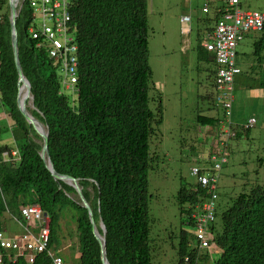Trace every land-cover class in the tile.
<instances>
[{
	"label": "trees",
	"instance_id": "trees-1",
	"mask_svg": "<svg viewBox=\"0 0 264 264\" xmlns=\"http://www.w3.org/2000/svg\"><path fill=\"white\" fill-rule=\"evenodd\" d=\"M7 3L0 0V105L12 125H0V137L9 132L14 142L0 145V232L11 219L25 225L21 207L38 206L50 221L51 251L60 220L70 214L79 264H101L87 211L73 190L47 171L39 156L41 141L17 109L18 76ZM23 3L16 21L19 61L36 109L31 114L48 127V153L54 169L78 179L96 224L101 217L110 264H152L149 140L162 123L163 105L149 65L148 0H68L67 34L77 46V92L72 96L62 91L57 72L63 71L61 62L48 57L43 37L33 39L28 32L35 27V12L29 0ZM218 14L214 12L212 20ZM259 33L252 44L255 64L250 70L257 76L261 73L258 86L264 89V24ZM195 53L198 64L211 65L214 81V55L204 44H198ZM195 122L213 127L218 120L197 114ZM11 149L17 151L16 160L10 157ZM207 197L197 185H181L177 192L181 223L193 227V233L180 230L176 264H264V185L255 184L239 193L220 211L214 202L207 232L213 234L209 244L219 253L216 260L207 250L197 249L191 217ZM30 228L36 233L37 222ZM1 252L2 264H29L24 257L9 261L8 254ZM32 264H51V259L42 253Z\"/></svg>",
	"mask_w": 264,
	"mask_h": 264
},
{
	"label": "rangeland",
	"instance_id": "rangeland-1",
	"mask_svg": "<svg viewBox=\"0 0 264 264\" xmlns=\"http://www.w3.org/2000/svg\"><path fill=\"white\" fill-rule=\"evenodd\" d=\"M239 4L242 11L264 14V0H239ZM182 15L190 17V29L181 28ZM212 17V12L201 13L198 0H148L149 65L154 88L161 95L163 105L162 123L154 128L149 140L148 216L152 264H176L180 230L193 233V227L181 223L176 195L181 185L196 184V178L191 175L193 167L211 174L207 153H224L226 158L217 174L215 210L220 211L230 199L251 186L264 185V89L258 86L261 73L257 76L250 70L255 64L252 44L260 33H246L235 48L234 62L240 74L233 79L229 116L225 112L223 115L224 108L217 101L218 92L213 89L211 65L198 64L195 53L196 46L207 41V29L214 26ZM35 23L40 30L43 17L39 12ZM57 72L64 78L63 93L72 96L77 89H67L72 82L64 71ZM3 111L0 105V125L11 127L12 121ZM197 114L217 118L218 123L213 127L199 126L195 122ZM250 117L256 123L245 131L242 126ZM228 118L237 137L226 125ZM13 139L11 133H5L0 137V145H11ZM7 225L12 234L20 233L14 220H8ZM76 237L71 215H63L52 248L64 264H79ZM210 254L214 260L219 254L213 245Z\"/></svg>",
	"mask_w": 264,
	"mask_h": 264
},
{
	"label": "built area",
	"instance_id": "built-area-1",
	"mask_svg": "<svg viewBox=\"0 0 264 264\" xmlns=\"http://www.w3.org/2000/svg\"><path fill=\"white\" fill-rule=\"evenodd\" d=\"M199 1L209 4L220 0ZM226 2L227 8L220 15L223 16V20L212 30L211 35L208 34L206 36L209 42L206 41L204 47L207 52L214 55L216 73L213 85L218 92V103L224 108L225 114L229 116L234 94L233 79L240 74V70L234 62V56H236L235 48L241 37L246 33L255 30L261 31L264 14L261 15L256 12L242 11L237 7L234 8L236 3H239V0H227ZM29 3L34 8V17H36V12L41 13L43 17L42 28L38 30V25L35 23V27L30 28L29 33H32V31L37 32L32 34L33 39L44 38L43 43L47 44L49 48L48 57L56 62H61L64 75L68 81L72 82L71 87L67 86L66 88H73L77 82V46H74L73 38L67 34L69 29L68 22L70 21L68 0H29ZM221 4H224V2H221ZM202 10L206 12L208 9L202 5ZM189 18V16L180 18L181 28L190 29ZM227 123L230 124L229 118ZM254 124L255 119L248 118L244 127L249 128ZM10 154L14 156V152ZM3 156L8 158L9 155L5 153ZM211 162L214 170L213 175L208 177L197 169L192 170V175L196 176L203 186L208 187V194L215 198L218 179L216 171L226 162L224 153L212 156ZM212 206V202L206 204L203 209L198 211L199 214L196 215L195 237L198 250H211L209 244L211 235L208 234L207 227L213 221ZM20 212L25 221L22 233L15 238H9L6 237L4 232H0V250L7 252L9 261L15 262L18 257H24L29 264H32L37 255L47 253L51 259V264H64L63 259L56 252L48 250L50 226L48 217L44 216L38 206L21 207ZM34 222L38 224L36 233L29 229V224ZM2 261L3 254L0 252V264H2Z\"/></svg>",
	"mask_w": 264,
	"mask_h": 264
},
{
	"label": "water",
	"instance_id": "water-1",
	"mask_svg": "<svg viewBox=\"0 0 264 264\" xmlns=\"http://www.w3.org/2000/svg\"><path fill=\"white\" fill-rule=\"evenodd\" d=\"M23 2L24 0H8L7 3L9 11L10 44L13 56L12 58L18 76L16 106L25 122L31 127L33 132L39 137L41 141L39 156L44 162L47 171L51 174L54 180L61 181L65 185L69 186L73 190L75 197L78 199L80 206L87 211V218L91 225V233L99 246V258L101 264H110L106 255V228L101 217H99L98 223L96 224L93 218L92 209L83 196L82 190L78 183V179H75L68 174H60L55 171L48 153V127L46 126V124H43L40 120H38L31 114V111H35L36 109L34 107L33 97L31 95L30 84L24 77L21 69L17 44L16 21L24 4ZM44 216L47 215L44 214Z\"/></svg>",
	"mask_w": 264,
	"mask_h": 264
},
{
	"label": "bare ground",
	"instance_id": "bare-ground-1",
	"mask_svg": "<svg viewBox=\"0 0 264 264\" xmlns=\"http://www.w3.org/2000/svg\"><path fill=\"white\" fill-rule=\"evenodd\" d=\"M199 1V0H198ZM227 0H220V1H216V2H211V3H209V4H204V3H202V2H200L201 3V13L202 14H207L209 11H210V9H209V7H210V5H213V7H212V10L211 11H214V12H218L219 14H218V17H217V19L216 20H214V26L212 27L213 29H215V27L217 26V24L220 22V21H222L223 20V16H220L221 15V13H223L224 11H225V9L227 8V2H226ZM221 2H224V4H221ZM202 5L203 6H205L208 10L206 11V12H204L203 10H202ZM238 8V9H240L241 10V8H240V4L237 2L236 3V5L234 6V8ZM257 13V12H256ZM184 17H186V16H181V18H184ZM181 23V22H180ZM189 23H190V18H189ZM263 24H264V21H263ZM226 27V26H225ZM262 30V29H261ZM211 31H212V29H211ZM29 32V31H28ZM252 32H260L259 30H255V31H252ZM33 33H36V32H33L32 31V33H30V35H32ZM208 34H210L211 35V32L210 33H208ZM207 42H209V41H207ZM74 46H76L75 44H74ZM234 60H235V56H234ZM62 79H64V78H62ZM67 80V79H66ZM65 81V80H64ZM250 118H254V117H250ZM255 119V118H254ZM255 123H256V120H255ZM244 125L245 124H243V126H242V128L245 130V131H247V130H249V129H251L252 127H249V128H245L244 127ZM11 152H14V156H12L11 154H10V157L12 158V160H16L17 159V151L16 150H11ZM10 152V153H11ZM210 159V158H209ZM210 161V163H211V174L209 175H207L206 174V171L205 170H202L201 168H199V167H193L192 169H191V175H192V170L193 169H197L200 173H202V174H205V175H207L208 177H210L211 175H213L214 174V170H213V164H212V162H211V159L209 160ZM220 169H221V167H220ZM219 169V170H220ZM219 170H217L216 171V174H218V172H219ZM193 176V175H192ZM218 176V175H217ZM195 178H196V184L195 185H197L198 187H200V188H203V189H205V191H206V194L209 196V197H207V198H205L204 199V201L202 202V204L201 205H198L199 207H197L196 208V210H195V212H193V214H191V217H192V221H193V223H194V227H196V215L197 214H199L198 213V211L199 210H201V209H203V207L206 205V204H209L210 202H212L213 203V206H212V212H213V210H214V198H212L211 197V195H209L208 194V187H206V186H203L199 181H198V178L196 177V176H194ZM216 190L217 189H215V196H216ZM208 234H210L209 232H208Z\"/></svg>",
	"mask_w": 264,
	"mask_h": 264
},
{
	"label": "crops",
	"instance_id": "crops-1",
	"mask_svg": "<svg viewBox=\"0 0 264 264\" xmlns=\"http://www.w3.org/2000/svg\"><path fill=\"white\" fill-rule=\"evenodd\" d=\"M212 13H214V11H211ZM205 15H207V14H205ZM182 16H186V15H182ZM189 31V29H187V31L186 32H188ZM211 32V31H210ZM208 33V32H207ZM12 220V219H11ZM15 221V220H14ZM18 226H19V228H20V233L19 234H17V235H15V234H12L11 232H10V229H9V227H8V225H7V223H6V225H5V229L3 230L5 233V235H6V237H9V238H15V237H17V236H19L21 233H22V230H23V226L24 225H21V224H18ZM30 230H31V228H30Z\"/></svg>",
	"mask_w": 264,
	"mask_h": 264
},
{
	"label": "clouds",
	"instance_id": "clouds-1",
	"mask_svg": "<svg viewBox=\"0 0 264 264\" xmlns=\"http://www.w3.org/2000/svg\"><path fill=\"white\" fill-rule=\"evenodd\" d=\"M35 18V17H34ZM34 24H35V21H34ZM213 89H214V85H213ZM223 115H224V111H223ZM226 125L227 126H230L231 127V125H233V123H231V119H230V124H228V123H226ZM232 128V127H231ZM234 133V132H233ZM234 135H235V133H234ZM212 156H217V155H214V154H209V153H207V158H210L211 159V157ZM196 208H197V205H196ZM195 208V209H196ZM43 214H45V213H43ZM48 217V216H47ZM50 227V226H49ZM213 239V234H211V240ZM211 250H212V244H211ZM210 250V251H211ZM53 251V250H52ZM210 251H208V252H210ZM1 252V251H0ZM4 252V251H3ZM54 252V251H53ZM2 253V252H1ZM7 253V252H6ZM57 255H59V254H57Z\"/></svg>",
	"mask_w": 264,
	"mask_h": 264
}]
</instances>
